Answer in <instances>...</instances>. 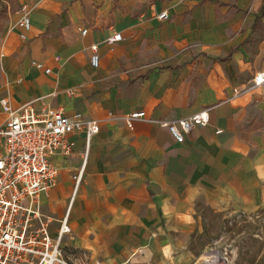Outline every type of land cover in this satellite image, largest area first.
Here are the masks:
<instances>
[{"label":"crops","instance_id":"crops-1","mask_svg":"<svg viewBox=\"0 0 264 264\" xmlns=\"http://www.w3.org/2000/svg\"><path fill=\"white\" fill-rule=\"evenodd\" d=\"M23 1L32 9L26 40L13 26L16 10L11 13L9 1L0 0V32L5 8L12 25L2 46L11 56L0 60V98L8 96L12 106L42 98L66 114L80 112L100 124L75 193L72 175L82 166L83 134L69 136L75 141L72 154L51 158L59 178L51 192L62 186L65 196L58 227L68 209L70 232L74 222L77 234L86 237L94 234L90 224L101 219L111 231L95 233L94 246L141 245L152 254L151 264H157L168 235L185 242L191 235L215 234L214 211L255 201L246 191L255 179L252 159L247 157L252 143L241 124L264 119V84L249 85L253 73L264 69V39L256 26L264 21V14L257 13L260 0H18V4ZM162 10L169 15L165 21L156 18ZM114 31L122 40L108 46L104 39ZM92 43L99 47L98 68L88 61ZM32 61L51 72L46 74ZM250 105L258 116L245 114ZM203 107L209 108V123L192 129L183 143H176L158 123L187 117ZM135 110H144L146 117L134 120L128 129L121 117ZM4 116L0 107V123ZM258 130L255 133L260 134L262 129ZM72 155L79 156V164L67 162ZM91 186L97 192L88 198ZM149 217L163 220L154 237L137 226L136 219ZM106 219L118 221L108 227ZM49 223L54 237L58 227L52 234ZM64 237L66 256L80 251L70 249ZM84 238L75 237L72 243L89 245Z\"/></svg>","mask_w":264,"mask_h":264},{"label":"built area","instance_id":"built-area-1","mask_svg":"<svg viewBox=\"0 0 264 264\" xmlns=\"http://www.w3.org/2000/svg\"><path fill=\"white\" fill-rule=\"evenodd\" d=\"M31 11L30 4L25 1L20 2L15 11L17 19L13 26L21 40L27 39L31 28ZM168 17L166 10L156 14L159 21ZM86 33L87 28L81 29L82 35ZM121 40L122 34L114 31L104 43L112 46ZM89 48V64L98 68V44L92 43ZM31 63L46 74L51 72L41 62ZM263 84L264 69H258L250 79V87ZM0 107L5 114L0 123V264H85L83 255L76 262L64 254L61 246L62 238L70 232L69 209L53 237L49 233V218L42 214L38 200L41 194H48L58 176L52 156L72 154L75 141L69 136L83 134L82 166L72 175L75 193L91 138L99 132V121L85 118L80 112L66 114L61 107L52 106L42 98L12 106L8 96H2ZM145 117L144 110H135L122 116L121 121L126 128L132 129L134 120ZM209 121V108L203 107L187 117L158 120V123L167 129L176 143H183L192 129L206 126ZM118 264L134 263L125 260Z\"/></svg>","mask_w":264,"mask_h":264},{"label":"rangeland","instance_id":"rangeland-1","mask_svg":"<svg viewBox=\"0 0 264 264\" xmlns=\"http://www.w3.org/2000/svg\"><path fill=\"white\" fill-rule=\"evenodd\" d=\"M8 1L10 6L9 11L12 13L18 7V0ZM260 4L257 13L259 14L262 12L263 15L264 0H260ZM261 8H263L262 11H260ZM2 12L6 21L5 26L3 25L4 28H1L0 32V55L1 53L4 54V57L0 56V60L3 59L4 61L7 55L11 56V52L7 53L2 46L3 44L5 45V36L8 30H12V25L10 24V20H8L10 16L6 13L7 9L5 8ZM256 26L260 36L264 39V21L263 23L260 21L257 22ZM245 114L255 117L258 116V112L253 110L252 105L246 108ZM241 125L244 127V131L249 134L248 140L252 143V152L250 156L247 157H251L252 159L250 168L254 172L253 177L255 175V179L253 185L247 187L246 191L250 192V199H255V201H247L245 202V206L239 207L228 205L225 209L214 211L217 215V218L213 220L215 234H208L205 232L195 237L191 235L185 242L175 241L174 236L168 235L167 248L165 249L163 246L161 249L162 257L158 258L157 264H264V119L245 121ZM259 128L262 129L260 134L255 133ZM257 138H260V142ZM54 161H58L56 155L54 156ZM80 161L81 159L78 155L69 156L67 160V162L73 165L79 164ZM247 167L246 165V168ZM71 171L72 169L68 171V178L70 177ZM58 179L57 177L53 187L48 192L49 195L45 196L42 194L38 200L42 214L45 217L48 215L50 217L49 227L52 234H55L58 227L57 218L64 212V207L62 206L65 200V196L62 194L64 188L60 186L54 192H51L56 186ZM83 181L81 186H84ZM94 192H97V187L91 186L88 188L86 195L89 198L93 196ZM152 195L151 193L148 194L149 201L152 200ZM258 199L261 201H258ZM77 203L78 200L76 199L71 214L72 217H74L77 212ZM149 206L151 207V204H149ZM151 214L155 215L154 213ZM117 221L118 220L115 219H106L105 222L109 225L108 227H112L114 222ZM136 221L138 227L141 228L144 226L146 233H148L150 237L157 235L158 232H160L159 224H163L162 219L154 217L140 218L136 219ZM83 227L84 226H79L77 229ZM90 229H92L94 234L100 233V235H102V233L109 235L111 231L105 227L104 221L101 219L96 222L93 221L90 224ZM168 230L171 229H167V231ZM94 234L91 233L90 236L87 237L86 234L84 236L82 234H77L75 223L72 222V230L64 237V242L70 249L75 247L80 250L77 253L74 252L70 256L76 262H78L79 258L83 255L85 264H110L113 260H118V262L129 260L134 264H151L152 254L146 249H142L143 247L141 245L119 244L120 246L117 248H108L107 245L105 246L104 244H95L94 246ZM75 237H85L84 239L89 245H74L72 240ZM68 251L69 250L66 252L70 253ZM203 253L204 255L202 256ZM205 255L210 256L209 260L205 261L203 258Z\"/></svg>","mask_w":264,"mask_h":264},{"label":"bare ground","instance_id":"bare-ground-1","mask_svg":"<svg viewBox=\"0 0 264 264\" xmlns=\"http://www.w3.org/2000/svg\"><path fill=\"white\" fill-rule=\"evenodd\" d=\"M203 258L205 259V261H207V260H209L210 256H209V255H205ZM211 262H212V261H211ZM215 264H216V263H215Z\"/></svg>","mask_w":264,"mask_h":264}]
</instances>
